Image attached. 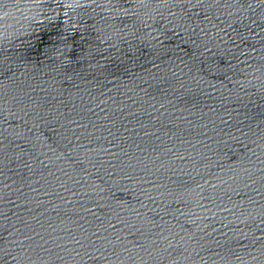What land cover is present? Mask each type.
Here are the masks:
<instances>
[{"label": "water", "instance_id": "1", "mask_svg": "<svg viewBox=\"0 0 264 264\" xmlns=\"http://www.w3.org/2000/svg\"><path fill=\"white\" fill-rule=\"evenodd\" d=\"M0 264H264V0H0Z\"/></svg>", "mask_w": 264, "mask_h": 264}]
</instances>
